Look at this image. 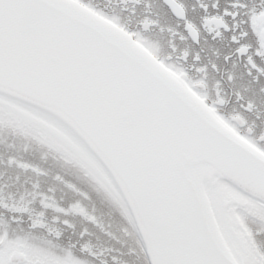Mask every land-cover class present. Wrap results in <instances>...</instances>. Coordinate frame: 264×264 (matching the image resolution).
I'll return each instance as SVG.
<instances>
[{
	"label": "snow or ice",
	"instance_id": "1",
	"mask_svg": "<svg viewBox=\"0 0 264 264\" xmlns=\"http://www.w3.org/2000/svg\"><path fill=\"white\" fill-rule=\"evenodd\" d=\"M166 4L182 22L180 39L198 45L205 30L231 33L232 55L249 77L264 79V7L229 0L197 22L183 0ZM201 7L207 12L203 0ZM153 23L146 18L143 30ZM209 70L199 53L163 55L95 0H0V101L6 91L37 101L34 115L50 126L42 142L76 144L94 162L98 185L89 191L60 174L49 180L40 164L10 156L8 166L28 179L14 193L0 187V215L27 222L28 234L0 224V264H119L90 241L87 225L111 235L90 207L94 195L135 229L148 264H264L261 234L248 223L264 220V135L226 112L222 80L214 96L206 90ZM240 107L252 112L256 104ZM5 118L13 127L33 124L0 103V123Z\"/></svg>",
	"mask_w": 264,
	"mask_h": 264
},
{
	"label": "flooded vegetation",
	"instance_id": "2",
	"mask_svg": "<svg viewBox=\"0 0 264 264\" xmlns=\"http://www.w3.org/2000/svg\"><path fill=\"white\" fill-rule=\"evenodd\" d=\"M203 2L208 5L207 12L201 7V0H183L188 16L197 22H200L206 15L221 13L229 0H203ZM214 2H218V8L212 6ZM95 3L104 11L119 16L133 30L140 31L148 41L159 46L163 55L172 53L175 57L184 50H188L192 55L199 53L201 63L209 65L210 69L207 74L208 88L206 90L214 96L216 81L222 80L224 92L229 100L225 106L226 112L228 114L240 113L247 121L244 125L245 129L252 128L253 135L257 138L264 135V79L257 83L247 75L246 64L232 55L234 45L231 41V33L225 32L217 37L214 33L209 34L205 30L201 34L200 43L194 45L191 39L182 40L176 34L183 32L182 22L169 11L166 0H140L139 3H135L134 0H95ZM247 7L249 10L264 7V0H247ZM146 18L154 22L148 31H144L142 26V21ZM228 23L231 24L232 21L228 20ZM173 44L178 49L175 53L172 52ZM230 55H232L231 59H225ZM190 64L191 59L185 66L192 70ZM212 64L218 66V72L211 69ZM229 75H232L234 79L229 81L227 79ZM235 93L243 95L246 100L252 99L256 108L252 112H245L240 104L246 100L238 102ZM3 124V126L6 125L5 122ZM8 126L11 127L9 128L11 133H14V127L9 124ZM42 140L43 138L32 141L29 138L3 137L0 128V187L4 188L6 195L16 192L28 179V176L19 169L8 166L7 161L10 156L40 164L50 174L46 179L51 180L52 177L60 174L77 181L89 191L98 189L94 176L91 174L94 162L86 161L76 144L73 143L69 150L62 145L46 146ZM69 143L72 142L69 141ZM17 176L20 177L19 181ZM107 201L106 196L94 195L90 207L95 209L111 235H106L93 225H87L93 233L90 237L91 243L97 249L110 250V255L116 256L119 264H148L135 229L122 219L120 212ZM248 223L261 234L258 242L261 248H264V220L248 216ZM0 224L6 226L8 231L14 235L28 234L27 222L12 223L6 214L0 215ZM50 226L57 227L56 225ZM77 227L80 228L83 225L77 222Z\"/></svg>",
	"mask_w": 264,
	"mask_h": 264
},
{
	"label": "rangeland",
	"instance_id": "3",
	"mask_svg": "<svg viewBox=\"0 0 264 264\" xmlns=\"http://www.w3.org/2000/svg\"><path fill=\"white\" fill-rule=\"evenodd\" d=\"M0 103L3 104V107L5 109H12L13 111H17L20 112L23 118V121L27 122V121H32L33 124L30 126L27 123H24L23 125L25 126H29L32 129H36V131L42 136V138L44 139L42 133H41V129H48L50 126L47 122V120L45 119H38L34 113H36L37 111L42 110L41 108H38L37 106H34L32 104L26 103L24 101L15 99V98H11L7 95L4 94L3 96V100L0 101Z\"/></svg>",
	"mask_w": 264,
	"mask_h": 264
},
{
	"label": "trees",
	"instance_id": "4",
	"mask_svg": "<svg viewBox=\"0 0 264 264\" xmlns=\"http://www.w3.org/2000/svg\"><path fill=\"white\" fill-rule=\"evenodd\" d=\"M4 122L6 123L5 126H3V123H0L1 128V136L3 137H10L13 136L16 139H24L29 138L32 141L35 139L42 138V136L34 129L30 128L29 126L21 125L19 127H14V133H11V129L9 130L8 121L5 118ZM13 128V127H12ZM9 130V131H8ZM9 132V133H8Z\"/></svg>",
	"mask_w": 264,
	"mask_h": 264
},
{
	"label": "water",
	"instance_id": "5",
	"mask_svg": "<svg viewBox=\"0 0 264 264\" xmlns=\"http://www.w3.org/2000/svg\"><path fill=\"white\" fill-rule=\"evenodd\" d=\"M5 94L38 107V102L33 100L32 98L20 99L14 93H10L8 91H6Z\"/></svg>",
	"mask_w": 264,
	"mask_h": 264
}]
</instances>
